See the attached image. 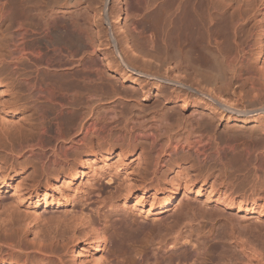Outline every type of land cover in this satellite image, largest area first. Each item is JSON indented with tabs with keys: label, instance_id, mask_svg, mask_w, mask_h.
Masks as SVG:
<instances>
[{
	"label": "bare ground",
	"instance_id": "bare-ground-1",
	"mask_svg": "<svg viewBox=\"0 0 264 264\" xmlns=\"http://www.w3.org/2000/svg\"><path fill=\"white\" fill-rule=\"evenodd\" d=\"M87 1L0 0V148L6 154L0 165V192L10 190L15 178L11 171L22 165L18 158L23 156L36 159L37 176L53 175L42 190L36 176L19 181L2 202L0 264H207L200 252L207 245L202 240L203 224H191L187 211V217L178 214L171 223L149 227L126 207L131 203L142 217L155 219L173 207L180 191L185 198L206 190L207 200L214 197L226 209L264 216V192L237 196L228 186L210 182L212 166L223 162L227 151H236L239 140L244 157H253L254 169L262 167L264 14L256 20L255 7L264 0H162L155 25L149 27L151 38L146 36L148 43H138L142 33L135 24L124 40L132 53L153 62L147 59L136 66L129 54L126 58L121 54L113 38L116 56L108 66L129 74L127 78L142 85L141 91L118 85L119 80L108 76L96 61L93 30L79 16L95 1L107 16L108 0H92L81 7ZM156 46L172 48L184 59L157 56ZM142 78L148 92L152 85L170 89L152 109L140 99L147 90ZM180 97L212 112L187 119L175 111L181 105L171 104L172 98ZM101 107L109 109L102 112ZM225 117L229 121L219 131ZM63 118L68 119L65 127ZM96 147L108 153L119 147L120 159L137 160L139 175L124 174L115 195L97 192L92 206L67 218L56 214L42 218L38 209L65 208L92 165L107 162L109 157L102 154L100 161L81 158L73 168L72 151ZM122 164L120 160L118 166ZM171 169L174 175L166 181ZM165 183L169 191L161 196ZM135 189L139 191L134 193ZM190 204L186 208H194ZM119 207L123 212H117ZM235 214L229 216V231L220 242L224 252L210 264L242 260L264 264V229L257 223L243 224L240 214ZM39 219L44 223L34 224ZM147 226L152 239L149 244L146 237L143 245ZM27 233L32 234L30 240ZM185 240L197 244V250L179 248Z\"/></svg>",
	"mask_w": 264,
	"mask_h": 264
},
{
	"label": "rangeland",
	"instance_id": "rangeland-1",
	"mask_svg": "<svg viewBox=\"0 0 264 264\" xmlns=\"http://www.w3.org/2000/svg\"><path fill=\"white\" fill-rule=\"evenodd\" d=\"M89 1L92 2V0L83 2L81 7L86 6L87 3H89ZM171 1L172 0H170V2ZM92 3L93 4H91V7L84 8V10H82L81 15L79 17L81 18L82 22L85 23V26H88L90 29L93 30V33H94L93 39L95 43L93 56L96 58V61L98 62L99 65H101L104 72L108 76L114 77L115 79L119 80L118 85L124 84L125 87L127 86L126 88H128V86L129 87L135 86L136 88L138 87L137 89L141 91L142 90L141 88H143L142 85L139 86L137 83L132 82L130 78H127L129 74H125L126 75L125 76L123 72L121 71L118 72L117 70H115V67L112 68L108 66L109 61L112 60V56L113 55L116 56L115 54L116 52H114L115 48L113 46V38L119 43L118 46L121 51V54L125 58H126V55L129 54L133 63L136 62L135 63L136 66L141 67V65L143 66L144 62H149V61L153 62L152 60L148 59L147 57H144L143 55L141 57V54H139L138 52H137L138 54L136 52L132 53L130 44L128 43L126 44L124 40L126 39L125 37L126 33H128V31L135 24L138 27L139 32L142 33L141 34L142 38L141 39L139 38L138 43L139 44H142L144 42H146V44L148 43L147 38L148 37L151 38L149 34V29L151 28L152 25L153 26L155 25L154 21L157 20L159 9H161L162 7V0H122L121 5L118 4V0H108V5L106 9L107 11L109 10L108 12L109 14L107 13V16H105L104 11H102L103 6L101 5L102 6L101 8L100 3H98V1H95ZM263 14H264V4L261 2H258L255 7L256 20L260 19L263 16ZM251 24L252 23H250L248 27H250ZM144 30H146L149 35L147 34L146 31L145 32L147 35H145ZM154 32L155 33L152 36L154 37V39H156V37L158 36V31H156L155 29ZM127 46L129 48H127ZM153 50H154L153 51L154 54L157 56L165 55V56L173 57V58L180 59V60L184 59L183 56L176 54L172 48L164 49L161 46H156ZM117 57H118V54H117ZM226 67L227 66H225V69L228 70ZM121 73L122 75H124V77L121 75ZM143 79L146 81L145 78H142V81H144ZM144 83H143V86H144ZM146 84L147 82L145 83V87H146ZM2 89L3 88L1 87L0 90ZM145 89H147L146 90L147 92L144 90L146 95L144 96L140 95L141 97L140 99L142 102H145L148 104L149 109H152V107H156L158 103L160 102V100H163L165 98L164 94L170 91L169 88L161 90V88L157 85H152L149 92H148L147 87ZM183 100H184L183 97L182 98L181 97L172 98L171 104H173V106L175 107H178L179 105V108L182 106L180 110L175 109V111L176 110H178V112L180 111V113L187 119H196L197 115L200 112H205V113L212 112L211 108L206 107V106H201L197 102L189 101L185 103L183 102ZM106 108L109 109L108 107ZM106 108L101 107V110L102 109L105 110ZM64 109L65 111L67 110L66 108ZM67 120H68L67 118H63L62 122L64 125L63 124L61 125L64 127L67 126V123H68ZM228 121L229 120L227 117H225V119H222L220 121L221 124H220L219 131L223 130V125ZM253 122L254 121H252L251 123ZM64 129L66 130V128ZM81 136H83V134H81ZM240 142L241 140L237 142L239 144V148L237 146L236 151H232V152L227 151V154H225L223 158L224 163L223 162L216 163L215 166H212L214 168H212L213 171L212 170L210 171L212 173L210 177V182L218 181V183L228 186L229 188H231V189L229 188L228 189L231 191L233 190L232 192L235 193V195L237 196L241 195L242 193L243 194L241 196H244V195L246 196L247 194L251 196V195H255L256 193L264 192V170H263L264 169V159L262 160L261 162L262 164L260 165L263 167V169L262 167H260L261 169L258 168L259 170L254 169L255 164L253 163L255 162H253L252 160L253 157L249 159L245 158L247 156H245L244 151H242L244 148V145H242V143L240 145ZM163 144L161 143V145ZM240 146H242L243 148ZM119 151H120L119 147H116L113 153L101 151L99 150L98 147H96L94 150H86V151L81 150V151H76L74 153L72 151L70 153L69 160H70V163L75 164L73 168L76 167V163H78L81 158L84 160L97 158L100 161V158H102V154H104L105 156H108L109 159L107 160V162L100 161L99 165H96V166L92 165L91 171L85 175L84 181L80 185V188L76 189L75 192L69 195L68 205L65 208L50 209V208L41 207L40 209H38V214L41 215L42 218L44 217L48 218L54 214L62 215L63 217L66 215L65 217L67 218L71 216L73 213L74 214L78 213L79 210H81L82 208L86 209L87 207L86 205L92 206L91 204H92L93 198L97 196L96 194L97 192L98 193L100 192L101 195H105V196H108L112 193L114 194V192H116V189H115L116 186L120 182L121 183L124 182L125 180L124 174L131 173L132 175H139L138 169H141V166L138 167L137 165L138 163L136 162L137 160L132 161V159H130V156H128L127 158L120 159L117 155ZM5 155L6 154L0 148V165L2 166L4 165L3 162H4ZM120 160H123L124 164L118 166ZM250 160H252L253 163ZM18 161L19 163L21 161L22 165L17 164L16 171L15 172L11 171L12 175L15 177L13 181L11 182V185H10L11 187H14V185L17 184L19 181H30L36 176V181L39 183L38 189L42 190L47 186L46 183L48 181H52V177H53L52 174H48L49 176L47 175V177L45 176L39 177L37 176L38 174L34 173L33 170L36 165V159L34 157L23 156V157L18 158ZM125 168L129 170L128 173L124 171ZM197 170H195V172ZM251 170L253 171L251 172ZM255 171H256V174H254ZM173 175H174V172L172 171V169L169 170L165 176L166 181L171 179ZM220 176L222 177V180ZM220 180L223 182L221 183ZM11 187H9L10 190L3 189L0 192V201H1L0 211L3 209L2 206L4 207L3 204L6 203V202L4 203V201H7V199L11 197V194L13 192L12 191L13 188ZM163 187L164 189L159 194L161 196L169 191V185L167 183H165ZM138 191H139L138 189H135L134 193H137ZM153 191L154 189L153 190L151 189L149 194L152 193ZM182 196H183V191H180L176 197V200L173 202V207L171 209L163 211L155 219L153 218L152 215H149L148 217H142V215H140V213L137 212V210H135V208L131 206L132 205L131 203H129L126 208L129 210H132L133 211L132 213H134V215L136 214L138 221L142 222L144 220L146 222L145 223L143 221L145 224H147L148 222L147 225L149 227H153V226L158 227L160 223L161 225H166L167 223H171L173 222V220H175V218H178V214L183 215L187 211L186 213L188 214L186 213L185 214L189 216L190 220L193 219V222L190 221L191 224L196 225L198 224V221L200 222L201 225L203 224L202 226L204 230L202 231H204L203 233H206L205 234L206 236L202 237L203 238L202 240L203 241L206 240L207 245H206V249L201 250L200 252L205 253V257L207 258V264H210L211 260L218 258V256L224 252L223 248L221 247L220 242L225 241L226 238L223 239L222 237H224V235H226L225 233L229 231L228 230L229 226L227 225V223L230 222V219H232L229 216H232L231 214L234 215L237 212L235 210L226 209L222 204L217 203L214 197H211L209 200H207L206 190L204 194H201L198 196H196L194 193H190L189 197L182 198ZM122 202L123 201L120 200L119 204H122ZM187 202H191L190 205H193L195 209L192 206H188L190 208V211H189V208L188 207L186 208ZM117 212L121 213L123 211L119 207ZM189 213L191 216L189 215ZM239 214L240 213H237L235 214V216ZM201 215H202V218L200 217ZM208 215H211V217ZM119 216L121 217L122 215H119ZM238 217H239V220H241L243 224L251 225L253 223H257L258 226L264 229V216H258L255 213L246 214V213L241 212V214ZM189 218L187 219L188 221H189ZM44 221L39 219L38 221L34 222V224L36 223L43 224ZM148 226L146 228V230L148 229L147 231H149ZM109 230L111 231L112 229L109 228ZM146 230L145 232H142V235H144L142 244L147 241H148L147 243L150 244V241L152 239L151 238L152 233L150 231L146 232ZM147 233H150L149 236L147 235ZM212 234H214L213 235L214 237L212 236ZM146 237H148L149 240L146 241ZM217 237H219L220 240H218ZM31 238H32V234L27 233L26 239L30 240ZM185 241L186 242L182 243L181 247L179 248H188L189 250L194 251V252L197 250V244H194V242H190L189 240H185ZM71 247L72 246L70 245L67 253H65L67 261L70 260V251H71L70 248ZM107 247H109V245H106L104 247L105 251H107L108 249ZM6 249L7 248L4 247L5 251ZM170 249H175V248L171 247ZM170 249L168 248L166 249V251L163 250L161 252L162 253L168 252ZM3 254L6 255L5 253ZM0 256H1V253H0ZM238 264H245V261L242 260Z\"/></svg>",
	"mask_w": 264,
	"mask_h": 264
}]
</instances>
